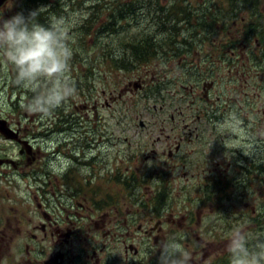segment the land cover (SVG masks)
Here are the masks:
<instances>
[{
  "label": "flooded vegetation",
  "instance_id": "af4514ba",
  "mask_svg": "<svg viewBox=\"0 0 264 264\" xmlns=\"http://www.w3.org/2000/svg\"><path fill=\"white\" fill-rule=\"evenodd\" d=\"M7 4L0 8V17H9L3 13ZM96 5L106 14L103 19L112 21L115 56L128 58L120 60L130 72L121 64L118 67L124 72L123 82L130 90L135 86L138 93H147L150 86L161 91V102L153 107L160 124L80 125L79 112L101 105L114 116L122 97L102 85L100 94L89 100L84 83L81 104L67 103L72 113L64 112V120L57 119L56 125L61 109L41 118L21 107L30 95L21 98L11 66L0 58L5 95L0 105V264H158L160 247L156 246L171 240L169 234L175 226L186 224V219L194 223L187 202H179L169 216L164 191L167 176L180 171L176 188H195L199 204L213 201L210 197L222 191L217 185L227 189L226 181L235 168L230 147L221 141L241 127L252 131L258 144L264 141V0H168L159 3L158 10L176 5L179 12L163 14L120 13L119 0H99ZM44 16L52 19L48 13ZM162 20L175 28L157 29ZM153 43L166 52L148 55ZM137 51L145 55H139L136 63L132 56ZM169 56L178 57L175 70L164 74L161 68ZM86 61L81 55L85 69L79 78L71 76L77 63L70 62L72 82L87 78ZM228 119L231 123L225 125ZM55 134L63 136L55 138ZM121 143L124 147L119 149ZM49 148L53 149L46 151ZM135 156L143 161L141 166L136 165ZM255 158L238 154L236 159L252 170L241 167L248 176L240 175L239 181L247 183L251 174L264 173V161L257 166ZM136 176L153 178L154 184L161 181L163 187L136 190ZM231 191L234 188L224 191L225 198L234 201ZM256 192L262 194L258 187ZM160 194L162 204L157 206L135 200ZM251 199L254 202L244 205L248 208L238 217L262 227L264 200ZM219 210L201 213L216 221L222 218ZM225 248L213 262L217 257L224 259Z\"/></svg>",
  "mask_w": 264,
  "mask_h": 264
},
{
  "label": "rangeland",
  "instance_id": "374dc122",
  "mask_svg": "<svg viewBox=\"0 0 264 264\" xmlns=\"http://www.w3.org/2000/svg\"><path fill=\"white\" fill-rule=\"evenodd\" d=\"M9 1L10 0H7L8 4L3 9V13L8 14L9 17H11L12 15L19 12V10L17 11V7L20 6L21 3L20 0H12L10 3ZM90 1L91 0H60L59 3V0H48V3L50 4L52 3L51 10H49L48 14H50L52 18L55 17L63 21L65 31L68 33L69 36V43L73 51L75 50V47H80V40L83 37H86L81 41L86 44L87 50L93 53V57L95 59L94 63H97L102 68L105 67L106 65L102 64L103 61L102 55L96 51H99L100 47L102 46L103 49L105 48L106 50L109 49L111 45L114 48V44L112 43L113 38L110 32L109 34H107L109 35L108 37L102 36V34L104 35L106 32L105 30H102V34H100L101 32L99 33V36L97 37L99 38V40L96 39V37L86 36L88 35L87 28L85 24H80L79 21L82 16H88L92 12L96 13L98 7L100 6V5H96L93 7L82 6V4H87ZM92 1H99V0H92ZM121 1L131 4V6L136 10V14L150 13L151 11H153V13L155 14H158L159 3L160 4L168 3V0H121ZM24 5L21 7V9H24L25 7ZM62 6L65 7L66 10ZM39 10L43 11L45 9H39ZM75 27L77 28L75 29ZM98 27L99 26H96L95 29H97ZM78 37H80L81 39L79 40ZM177 58H178L177 56H169V59H166L164 61L165 64H163L161 68L164 74L165 73L171 74L175 70L173 69V63L176 64ZM71 61L73 63H77L75 66H72L71 76L75 77V75H77V78H79V75L83 74V71L85 69L84 66L85 62L83 67L81 68V64H80L81 60L75 61L72 59ZM86 68H87L86 70L87 78L83 77L82 81L80 79H77V81L80 84L74 83L75 93L72 96H70L62 104L61 107L58 108L63 110L65 108L66 110L65 114L72 113L73 109L71 108V103L69 107L65 106L70 101L71 102L77 101L79 102V105L81 104V101L83 100L81 98V90L83 89L84 83H86L87 87L88 86H90L91 88L93 87V91H92L93 93L91 98L92 100H94L95 97L98 94H100V90L104 82L97 77L89 78L90 73L95 74L96 72H98V68L96 67L95 64L92 65L88 61H86ZM104 69L105 68H103V70ZM114 74L117 75L116 78L110 79L107 76L108 81H106L109 82V85L112 88H114V82L116 80L125 79L124 76L120 74L117 73ZM159 74L160 73H158L157 75ZM69 75L70 74H68V76ZM160 77L161 75L159 76V78ZM131 88L133 89L127 91L125 90L126 89V85H125L121 89V91H123V93H121L122 96L124 95L125 96H124V100L119 101L117 103L119 111L116 114V116L111 115V110L107 106L102 107L101 105H99L98 107H96L97 110H92V108L89 107L87 109H84V113L82 111L79 112L80 114H82V119L84 120L83 124L94 125L97 123L98 125H102V126L121 125V126L136 127V126H140L139 124L140 120L144 121V125H149V122L153 123V121H156L154 113L151 114L148 111L149 103L144 102V98L141 97L140 92L139 93L135 92L137 91L135 90V86H131ZM104 89H108V88H104ZM3 90L4 87L2 88V84L0 83V105L5 99V95L1 93ZM87 92H89V90H87ZM20 95L21 98L24 99L27 98L28 95L31 96L30 92H28L25 89H22ZM109 102L111 103L112 101ZM20 104L21 107L24 109L25 103L22 102ZM158 104L159 103H157V105ZM56 115H58V113H56ZM138 115L139 117H137ZM57 124L58 123H56V125ZM131 132H135L134 129H132ZM54 136L55 138L57 137L61 138L63 134H55ZM133 137L136 138V142H137V137L135 135ZM221 137H223L222 133H221ZM221 142L225 143L227 146L230 147L232 158L234 157L232 161H235L233 162L235 163V168L230 173V176L226 181L229 184L227 186V189L223 187V185L221 184L220 185L216 184L220 189H222V191L219 192L218 195L210 197L213 201L207 200L206 203L199 204L197 203L194 197V194H197L199 192L197 190L194 191L195 188H193L192 186L176 188L177 183L180 184L181 182V172L180 171L178 172V170L176 171V173H172V176H168L165 179V183H164V189L166 191L165 204H169L171 201H175L173 205H175L176 207L177 202H187L188 211L192 209L191 216L192 219L194 220V223L190 224L188 221L189 218L186 219V224L184 223L183 220L184 223L183 226L182 227L175 226L174 231L176 232V234L172 236L171 240H169L172 241L175 239L179 241L182 244V246L191 253L192 259L190 264H211V262H213V259L215 258V255L218 254L226 246L228 234L232 231L233 228H242L247 234L249 241H252L254 239L260 240L261 238H264V230L262 227L251 225L255 223L251 222L249 218L241 219V217H238V212L248 208L244 205H249L254 202L253 201L254 199H251V197L260 196V198L264 200V181L262 182V180L264 179V173L263 174L257 173L256 176V172H255V176L251 174L252 176L251 181H248L247 183L246 181L241 182L238 180L239 179L238 177L240 175L243 174L242 176L244 179L247 178L248 176L247 172L245 173L242 172L241 167L247 168L251 173L252 170L249 165L244 164L245 162H243V160L240 161L236 159L238 154L243 152L251 155L252 157H256L255 162H257L256 163L257 166L260 165V163L264 161V141L258 144L256 141H254V137H252V131L244 130V128L241 127L238 130H235L233 133H231L229 138H226ZM50 145H54V142H50ZM122 146L124 147V145L121 143V145L118 146L119 149H122ZM50 149L53 148H49L46 151H49ZM253 154L255 155L253 156ZM138 156L140 157V154H138ZM138 156H135V162L136 165L141 166L143 161L139 160ZM55 164L56 166H58L57 163ZM205 174L206 173L204 172V175ZM204 175H202L201 177L203 178ZM231 187L234 188V191H231L230 193V194L235 193L231 197V199H233L234 201L227 200L224 194V191L231 190ZM256 187L262 190V194L258 192L254 194ZM187 190L191 191L190 194L186 192ZM245 199H248V203H246ZM217 207L220 209L218 211V215L222 216V218L219 220L211 221L209 215L205 217L203 216V213H201L203 212L204 209L212 210L213 208H217ZM222 210L225 211L226 215L222 212ZM205 223L207 224L206 228L204 225ZM262 225L264 226V224Z\"/></svg>",
  "mask_w": 264,
  "mask_h": 264
},
{
  "label": "clouds",
  "instance_id": "9594fccd",
  "mask_svg": "<svg viewBox=\"0 0 264 264\" xmlns=\"http://www.w3.org/2000/svg\"><path fill=\"white\" fill-rule=\"evenodd\" d=\"M38 11L0 17V58L11 66L15 84L31 93L26 111L47 118L75 93L68 76L73 50L63 21L53 17L47 25L38 23ZM225 250L229 264H264V242L251 247L242 228L228 234ZM191 259L175 239L160 245L158 264H190Z\"/></svg>",
  "mask_w": 264,
  "mask_h": 264
},
{
  "label": "trees",
  "instance_id": "16d2710c",
  "mask_svg": "<svg viewBox=\"0 0 264 264\" xmlns=\"http://www.w3.org/2000/svg\"><path fill=\"white\" fill-rule=\"evenodd\" d=\"M24 1H25V5H24L25 7H24V11L23 12L25 13V15H27L30 11H33V10L45 9L43 11H40V10L38 11V14H37V16L35 18V21L38 22V23L45 24V25H47L49 23V20H47L46 17L44 16V15H46L49 12V11H47V9H50L51 10V7H52V4L51 5L48 4V0H24ZM59 3H60V0H59ZM112 3H115V2L112 1ZM94 5H95V1H92V0L90 2H88L87 4H82L83 7H87V6L93 7ZM124 5H127L128 6V7H125L124 6V8L127 9L125 11L126 13H128V12L135 13L136 12V10L131 6V4L130 5L129 4H124ZM100 8H102V7L99 6L98 9H100ZM179 8L180 7H178L176 5H171V8H168L166 10H163V8H160V10L158 12L161 13V14H163V13H176V12H179L178 11ZM98 9H97V12L96 13H93L92 12L88 16H83V20L80 21L79 23L80 24H85V26L87 28V31H88V35H86L87 37L88 36L89 37H96V39L99 40V38H97V37L99 36V33L100 32H101L100 34H102V30H105L107 32V33L105 32L104 35L102 34V36L108 37L109 35H107V34H109V32L111 34H113L112 33L113 32V29H112L113 26H111L112 25L111 24L112 21H108L107 22V20L103 19V18L106 17V14L104 13V11H102V10L100 11ZM184 11H186V10H184ZM122 12H123V10H120V13H122ZM167 23L164 22L163 20L162 21H159V22H157L156 28L157 29H161L162 28V25L165 26L164 30H166V31H170L173 28H175V27H170L169 26V23L170 22H167ZM96 26H99V27L97 29H95ZM77 27H75V29ZM78 38H79V40L81 39L80 37H78ZM85 38L86 37H83L82 39H85ZM121 39H122L121 40V43L122 44L125 43V46L128 45V43H127V41L125 39H123V38H121ZM81 40H80V47H75V50L73 51L72 59L75 60V61H80L81 60V55L86 56L87 61L90 62V64H92V65L95 64L96 67L98 68V72H97L98 77L100 78L101 81L104 82L102 85H104L106 83V81H108L107 76L110 79H112V78H116V76H117L114 73H117V74H120V75L121 74H124V72H120V69L118 70V67H119V64H121L122 65L121 67L123 69H126L127 67L125 66V64L123 62H121L120 59H123V61H124V60H127L128 58L127 57L121 58V57L115 56V54H117V52H118V48L116 47L117 39L114 38L112 40V43L115 45V48H113L112 45H111V47L106 50L105 48L103 49V46H102V47H100L99 51H96V52H98L99 54L102 55V58H103L102 64H105L106 65L105 67H102V68L97 63H94L95 62V59L93 57V53L91 51H88L87 50L86 44L83 43ZM160 50H162L163 52H166L164 49L161 48V46L158 47L156 45V43L155 44L153 43V45L151 47V50H150V53H149V51H146V52H147L148 55L153 56L154 54L157 55L156 54V51H160ZM123 52H128V51L125 50ZM139 55L142 58L145 55V52L143 51V53H142V51L141 52H138L137 51V53H135L132 56L134 62L137 63V58H140ZM76 58H79V59H76ZM103 68H105V69L103 70ZM131 70L133 71L134 69H131ZM138 70H141V69H138ZM126 72H130V70L129 69H126ZM95 74L90 73L89 78L90 77H95L97 75V74L96 75ZM86 76H87V74H86ZM124 80L118 79L115 82L123 83ZM75 84H79V82H76ZM85 86H86V89L89 90V92H90V93L87 92L88 95H89V97H92L93 88H91L90 86L87 87V85H85ZM107 87H109V84H107ZM152 88L153 87L151 86V89ZM64 112H65V110L61 109V113L57 115V119H60L61 121L64 120V115H63ZM72 124H73V122H72L71 117H70L69 125H72ZM152 179L153 178H141V177L136 176L135 181H134L135 189L136 190L137 189H144V190H146V189H150V188L155 187V186L158 187L159 189H162L163 184L161 183V181L160 182H157L156 184H154L152 182ZM167 190H170V189H167ZM186 192L188 194H190L191 191L190 190H187ZM160 197H161V194H160V196H157V195L153 196L152 199H151V197H149L147 200L144 199V198H143V200H141V197H138L135 200H136V203L137 204H141V205H145L146 204L147 205V202L146 201H149V205L157 206V205L162 204V199H160ZM139 201H141V202H139ZM174 203H175V201H171L169 204H166L167 205V208H169V213H168L169 216L174 215V213L171 211V210L174 211V209H172V208L175 207V205H173ZM178 204H179V202H177V205ZM183 205H185V203ZM259 227H261V226L259 225ZM262 228L264 230V226H262ZM263 242H264V238H263ZM249 243H250V246L251 247H255V245L257 243H260V241H259V239H254L252 241H249ZM224 262H227V261H217L216 264H221V263H224Z\"/></svg>",
  "mask_w": 264,
  "mask_h": 264
},
{
  "label": "water",
  "instance_id": "95a60500",
  "mask_svg": "<svg viewBox=\"0 0 264 264\" xmlns=\"http://www.w3.org/2000/svg\"><path fill=\"white\" fill-rule=\"evenodd\" d=\"M5 0H0V4H2Z\"/></svg>",
  "mask_w": 264,
  "mask_h": 264
}]
</instances>
